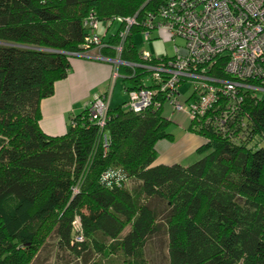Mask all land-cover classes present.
<instances>
[{
  "label": "trees",
  "instance_id": "trees-1",
  "mask_svg": "<svg viewBox=\"0 0 264 264\" xmlns=\"http://www.w3.org/2000/svg\"><path fill=\"white\" fill-rule=\"evenodd\" d=\"M165 2L0 0V264H22L25 249L46 236L76 256L92 250L147 264L144 250L160 235L168 264H264V93L242 89L240 104L219 97L208 122L207 114L189 120L188 131L206 142L187 166L155 164L157 142L173 135L161 84L142 68L119 66L118 74L125 94L153 92L144 111L126 99L108 106L103 127L88 107L62 135L40 126L39 104L67 77L72 58L113 60L121 43L120 59L141 63L133 37ZM89 14L106 25L104 48L86 40ZM126 19L134 24L123 38ZM224 65L220 58L209 75L226 79ZM249 84L264 89V81ZM225 111L232 113L222 123Z\"/></svg>",
  "mask_w": 264,
  "mask_h": 264
},
{
  "label": "built area",
  "instance_id": "built-area-1",
  "mask_svg": "<svg viewBox=\"0 0 264 264\" xmlns=\"http://www.w3.org/2000/svg\"><path fill=\"white\" fill-rule=\"evenodd\" d=\"M123 22L125 26L120 36L124 38L134 19ZM84 25L90 31L87 42L96 49L104 48L101 36L96 34L99 27L96 16L89 14ZM153 31L165 35V39L167 36L172 42L180 40L183 45H174L175 55L165 60L147 52L140 53L141 63L138 64L120 59L121 43L116 47L117 55L113 60L98 55L92 58L112 64L113 81L122 78L118 74L119 66L148 70L151 78L160 82L165 101L174 112L185 115L188 120L208 115V122L209 112L219 97L240 104L242 89L264 93V89L249 84L250 81H264V0H166L158 15L144 26L143 39L151 40ZM220 58L225 60L223 72L226 79L209 75V70ZM187 81L192 82V97L183 103L178 102L180 85ZM105 94L96 96L88 107L90 118L101 127L109 106ZM126 96L125 105L136 113L153 104V92L149 89L132 90ZM231 113L225 111L217 116L223 117V123ZM73 229L76 241L81 242L77 218Z\"/></svg>",
  "mask_w": 264,
  "mask_h": 264
},
{
  "label": "crops",
  "instance_id": "crops-1",
  "mask_svg": "<svg viewBox=\"0 0 264 264\" xmlns=\"http://www.w3.org/2000/svg\"><path fill=\"white\" fill-rule=\"evenodd\" d=\"M104 32L106 30L101 29L99 23L97 33L101 36V34L104 35ZM157 38H160L159 33H157ZM175 42L174 45H183L182 41L181 45ZM91 54L96 55L95 50L91 51ZM162 56L168 55H159L158 57ZM112 73L113 66L109 62L95 58H72L67 77L56 82L53 95L42 100L39 104V123L42 130L51 136L64 134L69 128L71 116L81 113L96 96L103 93H106V100L111 106L112 101L116 98V85L119 81L122 82V79L113 81ZM124 95H126L125 92ZM186 100L188 97L184 101ZM114 102L113 105L118 103ZM181 115V119L178 120L181 124H178L177 130L182 137L177 140L175 136L172 141L161 140L157 142L155 152L156 156L159 155V157L156 158V165H184L183 163L193 155L198 154L197 150L204 145L195 133L188 131L189 124L186 127L184 120L187 122L189 120L185 115Z\"/></svg>",
  "mask_w": 264,
  "mask_h": 264
},
{
  "label": "rangeland",
  "instance_id": "rangeland-1",
  "mask_svg": "<svg viewBox=\"0 0 264 264\" xmlns=\"http://www.w3.org/2000/svg\"><path fill=\"white\" fill-rule=\"evenodd\" d=\"M119 23L113 22L110 25L109 28V34H113ZM106 25L104 23H100V28L104 29ZM156 31L152 32V39L149 41H145L143 39L142 32L135 34L133 40L135 47L139 53L147 52L151 54L152 56H159V55H168L173 56L174 55V42H172L170 39H165V35H160V38H157ZM108 34V35H109ZM178 45H181L182 42L180 40H176L175 42ZM122 81V80H121ZM116 92L114 101L118 102L111 107H115L119 104H121L123 101L127 99V96L124 95L123 91V84L122 82H118L116 85ZM192 92V82L187 81L184 83L180 89H179V95L177 96L178 102L183 103L184 100L191 94ZM123 96V97H122ZM118 100V101H117ZM114 102V103H115ZM163 116H165L168 120H170V124L168 127V131L173 135V137L180 139L182 135H179V132L177 130L178 124H181V122H178V120L181 119V114H178L177 112H174L172 107L170 106L168 101H165L163 104L162 109ZM177 120V121H176ZM188 120V119H187ZM186 122V127L189 124V121ZM194 134V132H193ZM198 138H200L203 141V144L206 142L205 139L199 135L196 134ZM203 155L202 154H195L192 157H190L182 166H187L189 164H192L194 161L200 159ZM159 157V155L156 156V158ZM157 161V159H156ZM43 241L37 246H29L25 249L26 252L22 253V264H85L86 261H100L104 264H122V260L118 254H108V255H98L95 253V251H90V253L81 254V255H74L70 252L63 250L60 251L56 247V239L54 236H46V238L42 239ZM83 241V240H82ZM81 241V242H82ZM144 258L146 260L147 264H168V256H167V241L164 236L155 237L151 241L148 242L145 250H144Z\"/></svg>",
  "mask_w": 264,
  "mask_h": 264
},
{
  "label": "clouds",
  "instance_id": "clouds-1",
  "mask_svg": "<svg viewBox=\"0 0 264 264\" xmlns=\"http://www.w3.org/2000/svg\"><path fill=\"white\" fill-rule=\"evenodd\" d=\"M83 58H92V57H83ZM106 62H108V61H106ZM110 63V62H109ZM111 64V63H110ZM120 79H122V78H120ZM89 107V106H88Z\"/></svg>",
  "mask_w": 264,
  "mask_h": 264
}]
</instances>
